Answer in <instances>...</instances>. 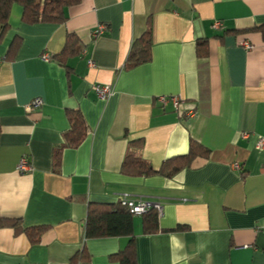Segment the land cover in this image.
I'll return each mask as SVG.
<instances>
[{
    "label": "crops",
    "instance_id": "crops-1",
    "mask_svg": "<svg viewBox=\"0 0 264 264\" xmlns=\"http://www.w3.org/2000/svg\"><path fill=\"white\" fill-rule=\"evenodd\" d=\"M23 12L12 7L0 41V220H20L41 238L32 244L0 227V264H119L112 257L128 238L89 240L85 229L90 204L113 205L122 195L163 209L153 234L134 217L137 264H264V0H81L63 24H26ZM102 24L107 31L93 38ZM148 30L151 60L126 68ZM68 34L82 52L66 68L56 56ZM198 43L207 44L206 57ZM95 85L113 93L100 99ZM37 98L43 106L29 112ZM71 110L88 135L64 149L56 169ZM191 141L210 156L171 178L122 172L135 142L160 170L188 154ZM23 157L32 166L26 174L17 170Z\"/></svg>",
    "mask_w": 264,
    "mask_h": 264
},
{
    "label": "trees",
    "instance_id": "trees-1",
    "mask_svg": "<svg viewBox=\"0 0 264 264\" xmlns=\"http://www.w3.org/2000/svg\"><path fill=\"white\" fill-rule=\"evenodd\" d=\"M81 0H0V41L10 28V15L12 7L19 4L23 7V22L26 24L52 23L63 24L66 22V10L80 3ZM264 36V27L258 28ZM21 38L17 37L10 45L6 59L13 60L20 48ZM152 32L148 30L141 38L136 40L129 54L126 68H135L151 60ZM80 39L76 34H68L66 37L63 51L56 56L61 66L66 67L68 59L78 56L81 53ZM207 44L198 43V55L207 56ZM70 129L64 134V144L55 149L54 162L55 168L61 166L62 153L67 147H78L88 135V127L84 117L79 111H68ZM1 133V126H0ZM133 144V143H132ZM136 151L128 153L123 163L122 172L130 176L150 177L156 174L171 178L178 172L190 167L194 160L206 159L210 156V151L199 142L191 141L188 154L175 157L166 161L160 170L142 158L137 152L142 143H134ZM134 215L120 202L113 205L90 204L86 220L85 235L86 239L120 238L126 237L129 242L124 251L114 255L112 259L119 264H137L136 247L134 237ZM144 217L145 234H153L159 231V213L156 209L141 215ZM9 226L14 228L17 233H25L32 244L40 241L38 229H24L20 226V220L2 219L0 227ZM177 228L176 231H181ZM83 253V252H82ZM80 259L86 257L85 253L80 255Z\"/></svg>",
    "mask_w": 264,
    "mask_h": 264
},
{
    "label": "built area",
    "instance_id": "built-area-1",
    "mask_svg": "<svg viewBox=\"0 0 264 264\" xmlns=\"http://www.w3.org/2000/svg\"><path fill=\"white\" fill-rule=\"evenodd\" d=\"M222 27L221 22L216 21L214 24V28L216 30H220ZM107 25L102 24L100 25L96 31H94L93 33V38H97L99 36H102L105 34V32L107 31ZM246 49L250 50L252 49V45H249L248 43H244ZM45 61H49V56H45L44 57ZM92 90L96 93V95L100 98V99H106L107 97H109L112 93H113V89L111 86H102V85H95ZM161 101L166 103L167 100L162 97ZM172 103L174 104L175 108H179L180 106V100L178 98H171ZM44 102L41 98H37L34 99L28 106H27V110L29 112L35 111L39 108H41L43 106ZM244 137H247L246 135H244ZM258 148L262 149L264 148V138H260L259 143H258ZM17 170L22 173V174H26L32 171V166L30 165L28 158L27 157H23L21 159V161L18 164ZM119 202L125 206L126 208H128L132 214L137 215V216H141L144 213L150 211L151 209H156L159 213V215H162V206L159 203H152V202H148V201H143V200H135L132 197H130L129 195H122L119 198Z\"/></svg>",
    "mask_w": 264,
    "mask_h": 264
}]
</instances>
